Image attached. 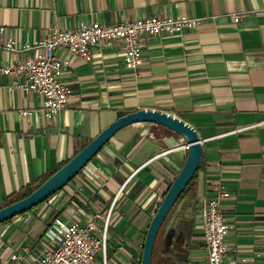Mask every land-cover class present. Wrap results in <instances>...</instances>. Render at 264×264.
<instances>
[{"label": "crops", "instance_id": "1", "mask_svg": "<svg viewBox=\"0 0 264 264\" xmlns=\"http://www.w3.org/2000/svg\"><path fill=\"white\" fill-rule=\"evenodd\" d=\"M152 15L202 20L178 34L143 36L145 62L137 71L125 67L119 40L99 42L87 59L56 49L70 60L59 79L73 92L52 116L42 110V94L19 89L13 76L0 72V199L39 182L117 117L154 108L192 125L203 147L202 164L185 194L192 200L188 235L168 264H208L204 211L219 188L230 192L222 200L230 227L225 261L253 256V264H262L264 0H0V26L20 45L40 40L52 26L66 30L82 22L114 24ZM29 54L0 48V65ZM153 125L158 126L123 127L62 189L0 223V264L12 251L40 255L53 216L86 222L94 212H105L120 189L109 222L108 264H140L144 220L187 155L180 134L175 138Z\"/></svg>", "mask_w": 264, "mask_h": 264}, {"label": "built area", "instance_id": "2", "mask_svg": "<svg viewBox=\"0 0 264 264\" xmlns=\"http://www.w3.org/2000/svg\"><path fill=\"white\" fill-rule=\"evenodd\" d=\"M238 19V16L234 17L235 21ZM201 20L187 15H152L126 18L114 24L82 22L77 28L66 30L52 26L40 40L23 45L8 35L4 26H0V48L13 53L32 51V54L15 63L0 65V72L13 76L14 84L19 89L42 94V110L47 116H52L67 106L73 92L69 84L59 79L61 71L69 65L70 60L58 57L56 49L64 48L70 54L87 59L99 42L119 40L125 67L137 71L145 62L141 43L143 36L178 34L186 28L197 26ZM120 192L121 189L105 212H94L86 222L66 221L58 215L53 216L43 232L45 250L36 257L12 251L6 264H94L98 253H101V264H107L109 222ZM227 197H230V192L219 188V193L208 200L204 211L207 262L253 264V256H238L225 261L230 249L226 239L230 227L222 200Z\"/></svg>", "mask_w": 264, "mask_h": 264}, {"label": "water", "instance_id": "3", "mask_svg": "<svg viewBox=\"0 0 264 264\" xmlns=\"http://www.w3.org/2000/svg\"><path fill=\"white\" fill-rule=\"evenodd\" d=\"M149 122L162 125L180 134L187 147V155L179 172L169 185L152 216L142 245L141 263L152 264V254L159 229L174 203L196 172L203 155L202 140L197 130L180 117L158 109L138 108L117 117L89 140L66 163L28 195L0 207V223L37 206L73 179L101 150L105 143L125 126Z\"/></svg>", "mask_w": 264, "mask_h": 264}, {"label": "rangeland", "instance_id": "4", "mask_svg": "<svg viewBox=\"0 0 264 264\" xmlns=\"http://www.w3.org/2000/svg\"><path fill=\"white\" fill-rule=\"evenodd\" d=\"M153 127L159 128V130L173 134V137L175 138L180 137L178 133H175L174 131H169L166 127L162 125H158V126L153 125ZM22 192L23 189L19 191V194H21ZM0 204H3L2 199H0ZM191 204H192V200L190 196H185L182 199V201L176 207H174L170 212V214L168 215L155 241L154 253L152 257L153 264H168L172 262V258L180 252L181 249L179 248V246L181 242L184 240L183 236L188 235L189 221H187V219L189 218V213L187 211H188V207H190ZM110 218H112V216ZM149 220H150V215H148V218L144 220L143 230L146 229ZM108 233H109V229H108ZM107 254L109 256V253ZM98 257H101V253H98ZM107 264H108V257H107Z\"/></svg>", "mask_w": 264, "mask_h": 264}, {"label": "trees", "instance_id": "5", "mask_svg": "<svg viewBox=\"0 0 264 264\" xmlns=\"http://www.w3.org/2000/svg\"><path fill=\"white\" fill-rule=\"evenodd\" d=\"M67 161H68V160H67ZM67 161H65L64 163H66ZM64 163H62L61 165H59V167L62 166ZM201 164H202V159H201V162H200V164H199V166H198L196 172H195L194 175L192 176L191 180H190L189 183L186 185V187L184 188V190L182 191V193L180 194V196L178 197V199H177L176 202L174 203L173 207L171 208V210H170L169 213L167 214L166 218L164 219V221H163V223H162V225H161V227H160V229H159V232H160L162 226L164 225V223H165V221H166L168 215H169L170 212L172 211V209H173L174 207H176V206L181 202V200H182L183 197L185 196V194H186V192L188 191V189H189V188L191 187V185L194 183L195 177H196V175H197V172H198V170H199ZM59 167H58V168H59ZM58 168H57V169H58ZM57 169H56V170H57ZM56 170H54L53 172H55ZM53 172H51V173H49V174H46L43 178H41V180H40L39 182H32V183H30V184H27V185L25 186L24 191H23L21 194L12 193V194H10L9 196H6V197L3 199V204H0V207H1V206H4V205H7V204H9V203H12V202H14V201H16V200H18V199H20V198H22V197L28 195V194L31 193V192H32V191H33L38 185H40L44 180H46V179H47V178H48ZM167 189H168V188H167ZM58 191H59V190H58ZM58 191H56V192H58ZM166 191H167V190H166ZM56 192H55V193H56ZM165 193H166V192H164L163 196L165 195ZM163 196H162V198H163ZM49 197H50V196H49ZM49 197H48V198H49ZM48 198H47V199H48ZM47 199H46V200H47ZM44 201H45V200H44ZM158 205H159V203H158ZM158 205L156 206V209L154 210V213L156 212ZM33 208H34V207H32L31 209H33ZM31 209H29L28 211H30ZM28 211H26V212H28ZM26 212H24V213H26ZM24 213H21V214H24ZM154 213H153V215H154ZM21 214H20V215H21ZM153 215H152V216H153ZM152 216H151V218H152ZM151 218H150V220H151ZM11 219H12V218H11ZM11 219H7L6 221H3L2 223L7 222V221H9V220H11ZM150 220H149V222H150ZM149 222H148V224H149ZM148 224H147V226H146V229L144 230V238H145V235H146V231H147ZM159 232H158L157 236L159 235ZM144 238H143V241H144ZM156 239H157V237H156ZM155 241H156V240H155ZM142 245H143V244H142ZM154 246H155V245H154ZM153 253H154V249H153ZM152 257H153V254H152Z\"/></svg>", "mask_w": 264, "mask_h": 264}]
</instances>
